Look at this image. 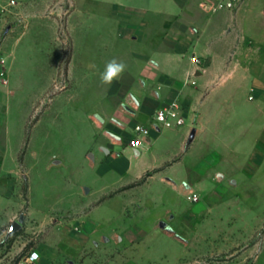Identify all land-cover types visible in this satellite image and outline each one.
I'll return each instance as SVG.
<instances>
[{
	"label": "rangeland",
	"instance_id": "1",
	"mask_svg": "<svg viewBox=\"0 0 264 264\" xmlns=\"http://www.w3.org/2000/svg\"><path fill=\"white\" fill-rule=\"evenodd\" d=\"M224 1L0 0V264H264V0ZM166 40L200 58L178 130L207 128L112 141Z\"/></svg>",
	"mask_w": 264,
	"mask_h": 264
},
{
	"label": "crops",
	"instance_id": "2",
	"mask_svg": "<svg viewBox=\"0 0 264 264\" xmlns=\"http://www.w3.org/2000/svg\"><path fill=\"white\" fill-rule=\"evenodd\" d=\"M162 44L166 49L155 52L150 59L145 62V66L141 69V75L137 76L138 84L133 88H128L124 91L123 100L120 106L110 117H102L103 123L101 127L103 133L112 141L122 143L126 138V133L129 127L133 129L137 124L146 125L149 129V135L146 142L154 143L158 146L162 139V130L164 127L156 122L155 113L160 108L168 105L172 101L178 100L181 106V112L184 113V105L179 101V95L189 92L192 88L188 84V80L192 74L199 73L198 63L190 56V46L184 42L173 44L170 40H166ZM187 56V59L184 57ZM157 81L158 84H152V81ZM200 82V79H197ZM185 124L186 123L185 121ZM184 124V125H185ZM183 126V125H181ZM178 133L183 131L187 133L184 141V152L189 149L195 139L203 134V129L207 128V123L201 121L198 125H189L188 127L178 130ZM196 127V135L188 148L185 147L187 137L190 130ZM112 131L120 136L117 139L109 134ZM127 149V148H126ZM133 155L139 152V149L131 148Z\"/></svg>",
	"mask_w": 264,
	"mask_h": 264
},
{
	"label": "built area",
	"instance_id": "3",
	"mask_svg": "<svg viewBox=\"0 0 264 264\" xmlns=\"http://www.w3.org/2000/svg\"><path fill=\"white\" fill-rule=\"evenodd\" d=\"M232 4H233L232 0H227L222 2V5H226V6H232ZM192 59L196 63L200 62V58L198 56L194 55ZM155 120L157 123H159L164 127L181 126L184 125L186 121L185 116L181 112V106L178 100L172 101L168 105L157 110L155 113ZM134 128L137 139L133 141V144L134 146H138L143 141H146V138L149 135V129L146 125L143 124H137ZM36 256L37 255H35V258Z\"/></svg>",
	"mask_w": 264,
	"mask_h": 264
},
{
	"label": "clouds",
	"instance_id": "4",
	"mask_svg": "<svg viewBox=\"0 0 264 264\" xmlns=\"http://www.w3.org/2000/svg\"><path fill=\"white\" fill-rule=\"evenodd\" d=\"M125 68L126 65L116 59L108 61L105 65L104 71L100 74L101 83L111 85L113 81L120 78Z\"/></svg>",
	"mask_w": 264,
	"mask_h": 264
},
{
	"label": "water",
	"instance_id": "5",
	"mask_svg": "<svg viewBox=\"0 0 264 264\" xmlns=\"http://www.w3.org/2000/svg\"><path fill=\"white\" fill-rule=\"evenodd\" d=\"M98 117L101 119V121H103V118L97 114ZM196 127H193L190 132H189V135L187 137V141H186V145L185 147L188 148L190 146V144L192 143L195 135H196ZM110 135H112L113 137L117 138V139H120V136L115 134L114 132L112 131H108ZM108 150V149H106ZM23 219V215H21V220ZM20 227V223L19 221H14L11 226H10V229H9V232H8V235L11 234L12 232L16 231L18 228Z\"/></svg>",
	"mask_w": 264,
	"mask_h": 264
}]
</instances>
